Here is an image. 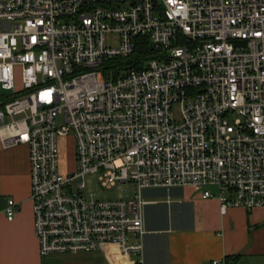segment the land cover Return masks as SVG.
Instances as JSON below:
<instances>
[{"label":"built area","instance_id":"1","mask_svg":"<svg viewBox=\"0 0 264 264\" xmlns=\"http://www.w3.org/2000/svg\"><path fill=\"white\" fill-rule=\"evenodd\" d=\"M0 141L28 149L42 257L113 244L144 264L152 190L264 208V0H0ZM92 174L134 196L96 199Z\"/></svg>","mask_w":264,"mask_h":264},{"label":"crops","instance_id":"2","mask_svg":"<svg viewBox=\"0 0 264 264\" xmlns=\"http://www.w3.org/2000/svg\"><path fill=\"white\" fill-rule=\"evenodd\" d=\"M25 145L4 148L0 141V264H134L109 244L95 252L42 257L34 237L32 202L29 198V160ZM166 204L176 203L191 213V223L181 230H148L151 214L145 207L144 264H264V208H231L221 214L216 198L202 199L191 188L166 191ZM171 194L178 195L172 200ZM17 204L15 218L6 219V201ZM172 219V216H169Z\"/></svg>","mask_w":264,"mask_h":264},{"label":"trees","instance_id":"3","mask_svg":"<svg viewBox=\"0 0 264 264\" xmlns=\"http://www.w3.org/2000/svg\"><path fill=\"white\" fill-rule=\"evenodd\" d=\"M150 56H152V53L148 49V47L141 45L137 49V52L133 55V61L130 62H132L133 66H137L140 68L141 66L139 65L138 58L140 57L148 58ZM119 65H115V63H113L112 65V63H109L107 66L111 68V70L115 71ZM151 193H153V196L159 197V199H157L159 203L153 206H149L151 212V214L148 215L147 217L148 218L147 225L149 231L168 230L169 222L170 224H172V229L174 230H181L183 227L191 223V213L188 212V209L186 207L181 208L179 206L180 204L178 205L175 201L177 200L178 195L171 194L170 197L172 198V200L175 201V203L173 202L170 205H168L165 203L166 201L165 198H167V194L165 190H161V189L152 190ZM169 216H172V219H170Z\"/></svg>","mask_w":264,"mask_h":264},{"label":"rangeland","instance_id":"4","mask_svg":"<svg viewBox=\"0 0 264 264\" xmlns=\"http://www.w3.org/2000/svg\"><path fill=\"white\" fill-rule=\"evenodd\" d=\"M70 141L71 140H69L68 138L60 140L59 151L60 153H64L63 155H66V157L60 161L61 165L63 164V161L65 162V160L67 161L68 159L71 162V158H72L71 145L72 144ZM61 172H62V168H61ZM84 182L86 184V192L88 194H91L93 197H95L98 200L108 201V200H117V199H123V198H132L134 196L133 195L134 186L131 183L117 185L115 187H111L108 189L101 188L98 182V176L96 174L86 175L84 177ZM144 195L147 197L148 200H151V201L159 199V197L153 196V193L151 192H145Z\"/></svg>","mask_w":264,"mask_h":264},{"label":"water","instance_id":"5","mask_svg":"<svg viewBox=\"0 0 264 264\" xmlns=\"http://www.w3.org/2000/svg\"><path fill=\"white\" fill-rule=\"evenodd\" d=\"M134 0H131V3L133 2Z\"/></svg>","mask_w":264,"mask_h":264}]
</instances>
